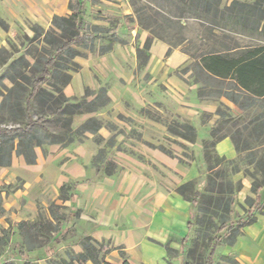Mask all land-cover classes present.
<instances>
[{"label":"rangeland","instance_id":"obj_1","mask_svg":"<svg viewBox=\"0 0 264 264\" xmlns=\"http://www.w3.org/2000/svg\"><path fill=\"white\" fill-rule=\"evenodd\" d=\"M230 1L223 0V3ZM31 2L37 6L30 10V14L35 12L42 14L40 20L25 15L26 7ZM69 3L70 0H0V17L7 25L6 30L0 25V94L3 93L0 95V129L22 125L27 120L24 98L31 89L30 79L24 81V88L19 96L21 110L14 109L8 104L2 105L1 102L6 94L8 101L14 99V95L8 94V88L13 85L8 74L15 75L16 70H20L31 78L39 71L38 66H35L37 59L41 61L55 51L52 46L41 41V38L33 39L35 35L33 27L38 25L45 30L54 27L52 21L56 15L69 14ZM142 5H150L155 10L158 6H163L167 10H173L174 14L181 15L180 10L168 0H86L83 17L92 24L111 27L119 40L114 42L111 51L104 54L100 53L101 46L109 42L111 38L109 36L99 37L90 46L76 45L80 55L73 60L80 64V68L77 71H70L72 79L64 88V94L70 99L91 100L95 96L90 94L91 92L96 93L101 87H105L111 103L95 113L76 114L72 128L83 123L89 116L96 115L104 119L105 124L102 127L109 129L111 135L104 137L102 143L98 142L96 135L90 131L81 139L75 137L73 143L69 144H64L65 141L64 143L45 141L43 146L36 149V153L40 151L42 154L39 158L37 155L36 161L40 167L25 171L31 184L30 190L26 192L27 179L23 177V171L19 170L21 166L16 160L14 171L9 170L2 174L0 170V264H59L64 259L71 261L73 255L86 253L81 240L89 235L78 231L81 217V209L78 207L74 209L79 214L77 217H71L69 223L62 222L59 241H53V231L43 232L42 229L52 219L50 204L55 202L66 205L62 212L69 215L71 200L62 196H70L71 190L62 192L63 183H74L72 186H75L76 193L81 182L104 175L116 177L126 168L121 165L123 161H119L118 156L125 153L145 160L143 155H139L137 146L140 143L147 145V142L153 143L156 148L160 145L165 146L172 153L168 155L178 159L184 169L190 170L193 166L198 168V176L180 189L191 203L186 240L182 241L181 230L178 229L176 237L170 239L164 246L166 249L164 264H207L209 250L216 237L220 239V244L216 248L213 264H264V245H261L264 242L261 237L264 229L252 234L248 232L249 225L264 219V213L255 210L253 206L257 196L255 189L258 185L264 186L263 176L256 170L254 163L250 162L249 157L244 158L246 153L240 155L237 151V155L230 159L221 155L217 145L214 149H209L211 161L216 162L217 155L227 161L212 171L204 151V140L213 139L211 132L215 127L220 130L219 134L227 133L226 138H231L229 135L236 129L243 128L254 111L244 113L225 97L200 100L197 95L198 85L189 77L190 72L187 74L181 72L189 60V55L182 51L187 43L174 48L171 56L167 57L169 45L157 38L148 51L150 54L148 62L139 65L136 47L143 48L145 39L150 34L136 21V10ZM39 7L42 8L41 11ZM15 11H19L23 26L19 24L20 18L14 19ZM157 16L160 17L158 14ZM109 20L113 25H110ZM181 20L187 26L184 35L196 40L190 45L194 49L199 44L196 36L202 31L201 20L187 14L181 17ZM235 37L241 42L249 40L248 37L237 34ZM182 53L185 56L181 55ZM67 63L71 65V62ZM44 86L47 91L53 88L49 83ZM32 101V115L47 116L44 125L48 131L59 133L65 117L50 116L55 107L50 96L44 93ZM220 102L231 108L227 111L232 115L228 122L219 120V115H216ZM208 105L215 106L214 113L208 110V108L212 110ZM222 108L225 109L223 105ZM262 109L259 107L255 112L258 113ZM120 114L124 117H120ZM174 119L194 124L197 129L196 140H186L169 133L166 123ZM33 129V132L41 137L47 133L38 125ZM103 132L106 133L105 130ZM246 133L247 130L244 134ZM99 134L101 135L100 132ZM113 135L115 145L110 146L106 140ZM20 137L21 135L13 136L14 141L17 142ZM89 137H93L98 144L94 149L89 147L84 150L83 146L88 144ZM103 146L105 151L98 153ZM64 147H77L78 157L75 158V163L78 164L72 170L75 176L61 183L62 174L67 171L61 169L62 159L56 162L52 154ZM162 157L170 162L167 157ZM106 159L115 164L114 168L108 167ZM12 165L13 159L9 166ZM106 167L111 170V174L106 172ZM211 172L216 184H210ZM198 188L201 197L193 204V194ZM251 209H254L253 217L248 216ZM241 218L252 222L241 226L237 223ZM84 222L82 219L81 224ZM223 226L226 227L221 230ZM94 244L98 248L96 259H89L86 264H104L107 261L112 264L125 262L131 264L125 251L114 247L112 241L94 239ZM260 248L263 253L256 255V250Z\"/></svg>","mask_w":264,"mask_h":264},{"label":"trees","instance_id":"obj_2","mask_svg":"<svg viewBox=\"0 0 264 264\" xmlns=\"http://www.w3.org/2000/svg\"><path fill=\"white\" fill-rule=\"evenodd\" d=\"M168 1L180 10L181 15L174 14L173 10H167L163 6H158L155 10L150 5H142L136 10L137 24L150 33L145 39L143 48L136 47L139 65H145L148 62L150 58L148 51L157 38L169 45L166 51L167 57L171 56L174 48L187 43L182 51L189 55V60L181 69V72L183 74L190 72L189 77L192 78L194 84L198 85L197 95L200 100H216L225 97L244 113L249 114L254 111V114L247 121L248 123L243 128L236 129L229 136L233 140L236 151L240 155L246 153L244 158L249 157L251 159L250 162L254 163V167L264 179V0H231L226 4L223 3V0ZM85 2L86 0H70V14L56 15L52 21L54 27L50 29L45 30L38 25L33 27L35 31L33 39L41 38V41L55 49L54 53L47 58H43L41 61L37 59L35 66H38L39 71L36 75L29 78L27 74L20 70H16L17 74L15 75L8 74L13 83L12 87L8 88V94L10 96L14 95V99L8 101V95L6 94L1 101L2 105L8 104L11 108L21 110L19 96L24 88V81L30 79L31 89L24 98L26 122L22 125L0 129V167L9 166L14 154L22 155L29 165L36 163V149L43 146L45 141L49 143H64L65 141L64 144H69L73 143L75 137L81 139L86 132L90 131L96 135L98 142H103L104 137L99 134L100 129L105 124L103 118L92 115L75 128H72V124L76 114L95 113L108 106L111 103V98L107 94V89L101 87L98 92L90 93L95 94L91 100L84 99L83 101L70 99L64 94V88L72 79L70 71H77L80 68V64L73 60L80 55L76 45L90 46L99 37L109 36L111 37L108 40L109 42L101 46L100 53L104 54L111 51L114 42L119 40L117 33L111 27L92 24L83 17ZM185 14L201 20L202 31L199 36H196L199 44L194 49L190 45L196 40L184 35L187 26L182 22L181 17ZM109 23L113 25L111 20H109ZM0 25L3 29H7V25L1 17ZM236 34L246 36L249 40L241 42L238 37H235ZM67 62H71V65ZM46 83L53 87L52 90H46L44 86ZM44 93L48 94L54 102L55 107L50 116L52 118L56 116L65 117L59 133L48 131L44 125L47 116L34 117L31 113L32 100ZM222 105L225 109L222 108ZM259 107L263 109L258 113L255 112ZM230 109L224 102H220L216 111L219 120L230 121L232 115L227 112ZM119 116L124 117L122 114ZM35 125L47 131L44 137L33 132ZM166 125L172 135H177L186 140H196L197 129L189 121L174 119L167 122ZM219 133L220 130L215 127L211 132L213 139L204 140L205 155L212 171L219 164L227 161L219 155H217L218 160L216 162L211 161L212 155L209 149H214L219 141L228 136L227 133ZM17 135H21V137L15 142L13 136ZM114 138L115 135L107 139V144L114 146ZM147 143L156 148L153 143ZM158 149L172 155L170 150L163 145H160ZM103 151H105V146L100 148L98 153L101 154ZM108 159H106L109 164L108 167L114 168L115 164H111ZM105 170L109 174L112 173L107 167ZM213 177L214 175L211 172L210 181L212 182L210 184H216ZM72 184L74 183L66 182L61 185L62 192L71 190L70 196H62V198L72 201L69 215L62 212L66 205L54 202L49 206L52 219L48 221V225L42 230L46 233L53 231L54 242L59 241L62 222L67 221L69 223L71 217L79 215L78 212L74 211L76 193L74 192L75 186L73 187ZM262 186L258 185L255 189L257 196L253 203L255 210L259 211L264 209V203L261 202L259 194ZM193 196L192 203L196 204L201 197L200 189H196ZM248 216H254V209L249 210ZM249 222L244 218L237 220V223L241 226L247 225ZM225 227L223 226L221 230ZM38 228L40 230L41 226ZM81 243L86 253L73 255L71 261L64 259L59 264H76L75 262L86 264L89 259L95 260L98 248L94 244V239L85 236ZM219 244L220 239L216 237L209 250L207 264H213L215 251ZM104 264L112 263L107 261ZM124 264L129 263L125 262Z\"/></svg>","mask_w":264,"mask_h":264},{"label":"crops","instance_id":"obj_3","mask_svg":"<svg viewBox=\"0 0 264 264\" xmlns=\"http://www.w3.org/2000/svg\"><path fill=\"white\" fill-rule=\"evenodd\" d=\"M36 6L31 2L24 13L31 18L40 20L43 17L42 14L36 12L30 14V10ZM39 9L41 11L42 8L39 7ZM18 12H14V19L20 18L19 24L23 26V19ZM210 106L212 110L209 108L208 110L214 113L215 106L208 105V107ZM99 132L102 137L107 138L111 135L106 127H102ZM87 142L88 144L83 146L84 150L89 147L94 149L98 144L93 137H89ZM148 145V143L147 145L140 143L137 146L139 155H143L147 161L121 153L118 160H122L123 164L121 162V165L126 167L123 172L116 177L104 175V177L94 178L91 181L81 182L76 190L74 207L75 210L77 207L81 209L78 231L98 241H112L114 247L122 248L125 251L131 264L166 263L164 246L170 239L176 237L178 229L181 230L182 241L186 240L189 231L188 219L191 214V203L183 196L180 189L198 176L197 167L193 166L190 170L184 169L178 159H173L158 148ZM76 150L77 147H64L60 150L57 149L52 154L56 162L62 159L61 169L67 171L62 174L61 183L75 176L72 170L78 164L75 163V158L78 157ZM217 150L221 155L230 159L237 155L231 138L219 141ZM39 152H37L38 158L39 155L42 156ZM162 156L167 157L170 162ZM12 159V166L0 167L2 174L9 170L14 171L15 160L20 164L19 170L23 171L22 175L26 179L25 171L40 167L38 163L27 164L22 155L14 154ZM72 164L74 166H71ZM30 185L27 179L25 192L30 190ZM259 194L261 202L264 203V186L259 190ZM70 206H72V201H70ZM260 212L263 214L264 209ZM82 219L85 220L83 225L81 224ZM249 224L251 223L249 222ZM249 226L250 234L264 229V219ZM261 237L264 240V233ZM261 245L263 246L264 242ZM260 253H263L261 248L257 249L255 254Z\"/></svg>","mask_w":264,"mask_h":264}]
</instances>
